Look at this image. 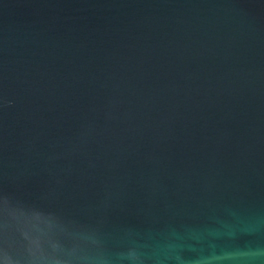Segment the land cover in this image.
<instances>
[{"label": "water", "instance_id": "water-1", "mask_svg": "<svg viewBox=\"0 0 264 264\" xmlns=\"http://www.w3.org/2000/svg\"><path fill=\"white\" fill-rule=\"evenodd\" d=\"M0 264H264V0H0Z\"/></svg>", "mask_w": 264, "mask_h": 264}]
</instances>
